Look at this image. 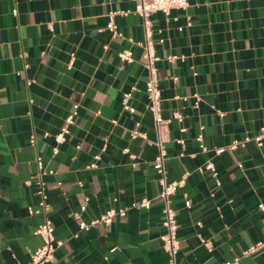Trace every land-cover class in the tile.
<instances>
[{"label": "crops", "instance_id": "obj_1", "mask_svg": "<svg viewBox=\"0 0 264 264\" xmlns=\"http://www.w3.org/2000/svg\"><path fill=\"white\" fill-rule=\"evenodd\" d=\"M187 1L151 14L162 114L183 113L182 122L158 129L147 108L134 0H0V264L25 263L42 242L34 228L43 214L27 209L38 205V174L62 240L54 251L60 264H167L153 167L159 140L167 179L185 175L171 196L178 264H221L237 255L236 264H264V137L261 145L250 139L228 147L264 126V0ZM111 11L121 36L106 28ZM125 48L132 61L118 56ZM167 54L183 57L168 61ZM74 105L68 132L56 142ZM133 128L144 136L131 137ZM207 160L215 174L199 169ZM141 197L149 207L79 226Z\"/></svg>", "mask_w": 264, "mask_h": 264}, {"label": "built area", "instance_id": "obj_2", "mask_svg": "<svg viewBox=\"0 0 264 264\" xmlns=\"http://www.w3.org/2000/svg\"><path fill=\"white\" fill-rule=\"evenodd\" d=\"M134 11L139 13L142 17V25L144 30V38L142 40L135 41L142 48V59L143 64L148 71V76L145 79V92L148 97L147 108L152 114V117L155 121V124L158 129L160 127L167 126L171 119H176L178 122H182L183 113L178 109L172 111V113L165 117L162 114V106H161V88L158 81L157 76V67L156 61L161 58V56L156 52L154 41L152 38V20L151 14L156 10H161L164 13L168 14L172 8L175 7H185L188 4L187 0H134ZM115 11H111L109 13V19L106 23V28H108L113 35H120L121 32L117 29L116 24L113 21V15ZM179 29L182 28V25L178 26ZM130 40H133L132 37H128ZM160 41L163 38H159ZM118 56L125 61H132L133 55L132 50L129 48L121 49L118 51ZM176 57H183V55L177 54H167L164 58L168 61L174 60ZM173 79H176V76H173ZM135 85H131L129 90L123 92L122 95V105L125 109H130L131 105L129 103V98L131 96V91L135 88ZM194 96V104L197 106L199 101V94L197 92L193 93ZM76 105H74V109L71 113H69L65 117V123L61 126L60 130L54 134V138L56 142H60L64 140L65 133L68 132L67 124L73 121V114L76 112ZM202 126L200 125V129ZM181 131H184L186 127L181 125L179 127ZM44 135H48V131L43 133ZM144 136L143 132H140L137 128H133L130 130V136ZM264 137V126L260 128V130L251 135L245 136L243 139H234L229 145V148L236 147L239 143L243 144L245 141L253 139L257 145H261ZM35 134L31 133L29 135V141L34 142ZM196 139L199 141V146L204 148V144L202 142L203 134L201 130L197 133ZM177 141L182 142V138H177ZM157 153L153 159V167L159 173L158 181L160 183V190L158 192V196L163 201V207L161 209L163 214L162 224L164 226V232L162 234L163 247L167 253V264H178L177 261V252L179 249V239L177 237V227L178 222L176 219V209L171 204V196L175 193L177 187L181 186L184 183V174L177 179H167L166 177V168L164 165V158L166 154V149L162 142L157 141ZM58 150L57 146H53V153H56ZM127 151V147L124 148ZM222 147L215 148L216 152H220ZM183 152H181L182 154ZM95 158H98V154L94 155ZM36 164L39 169L42 167V159L39 155L36 156ZM95 161L91 162L89 166H94ZM203 167L210 169L214 174L215 168L213 162L211 160H207L202 166L199 167L201 170ZM37 188L36 192L39 195V199L37 201V207H33L32 205H28L27 209L29 213L34 212H42L43 217L40 222L34 228V233L39 234L42 242L41 244L34 249L31 253L30 258L25 263L18 264H44L49 261L51 264H60L56 258L54 251L58 245L62 243L61 239H57L54 236V226L51 218L48 215L49 203L46 199V193L44 188V183L41 176L38 174L35 179ZM184 203L186 206L190 205V198L185 196ZM150 205V199L147 197H141L139 199L132 200L128 205L121 207H109L106 211L101 213L98 217L93 218L89 223L80 222V228H88L90 225L95 224L96 222H102L105 225L109 224L115 215H124L128 208H146ZM262 207V203L259 204ZM81 209H84V205H81ZM78 217V214H76ZM205 246L210 249L211 243L207 239H202ZM250 245L246 249L243 250V253H248L254 250L257 245ZM239 260V256H234L232 259H228L223 261L221 264H236Z\"/></svg>", "mask_w": 264, "mask_h": 264}]
</instances>
